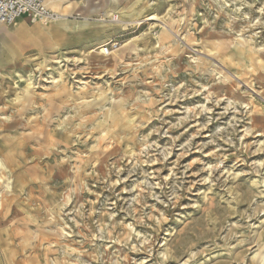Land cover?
Masks as SVG:
<instances>
[{"label":"rangeland","instance_id":"rangeland-1","mask_svg":"<svg viewBox=\"0 0 264 264\" xmlns=\"http://www.w3.org/2000/svg\"><path fill=\"white\" fill-rule=\"evenodd\" d=\"M49 6L0 23V264H264V0Z\"/></svg>","mask_w":264,"mask_h":264},{"label":"built area","instance_id":"built-area-1","mask_svg":"<svg viewBox=\"0 0 264 264\" xmlns=\"http://www.w3.org/2000/svg\"><path fill=\"white\" fill-rule=\"evenodd\" d=\"M26 17L32 25H43L58 19L60 16L54 12L48 0H0V23L11 26L18 19ZM118 19L115 18L114 21ZM117 38L99 47L103 56H110L120 49L121 42Z\"/></svg>","mask_w":264,"mask_h":264},{"label":"crops","instance_id":"crops-1","mask_svg":"<svg viewBox=\"0 0 264 264\" xmlns=\"http://www.w3.org/2000/svg\"><path fill=\"white\" fill-rule=\"evenodd\" d=\"M49 2V0H48ZM5 25V24H3ZM40 25V24H37ZM7 27H16V33L18 35H20V37L22 38L23 42H25L26 44H28L29 50H45L47 47L50 46H54L56 47L54 44H49L47 43L45 40L39 39L37 36L34 37L33 35H31V37L27 34V31H30L31 34H37L40 29L39 28H34L36 25H32L29 20L26 17H22L21 19H18L16 21L15 24L8 26ZM30 26H32L33 28H30ZM30 28V29H29ZM27 34V36H26ZM116 39V38H115ZM31 43V44H29ZM49 45V46H47ZM237 62V61H236Z\"/></svg>","mask_w":264,"mask_h":264},{"label":"bare ground","instance_id":"bare-ground-1","mask_svg":"<svg viewBox=\"0 0 264 264\" xmlns=\"http://www.w3.org/2000/svg\"><path fill=\"white\" fill-rule=\"evenodd\" d=\"M108 1H109V0H108ZM105 2H106V1H105ZM115 2H116V0H113V4H115ZM87 3H88V2H87ZM87 3H86V4H87ZM106 3H107V2H106ZM98 5H99V4H98ZM119 7H120V6H119ZM101 8H102V7H101ZM101 8H100V9H101ZM105 8H107V7H105ZM98 10H99V9H98ZM102 10H104V9H102ZM99 12H100V11H99ZM106 13H107L108 15H110V14H113V15H114V14H115V11L109 10V11H107ZM124 14H126V13H124ZM132 14H133V13H129V14H127V15H128L129 17L132 18ZM61 21H62V20H61ZM55 22H56V21H55ZM55 22H54V23H55ZM63 22H64V21H63ZM65 22H66V21H65ZM66 23H67V22H66ZM69 23L71 24L72 22H69ZM119 23H120V22H119ZM119 23H118V24H119ZM46 24H47V23H46ZM118 24H117V25H118ZM162 24H163V23H162ZM121 25H122L123 27L126 26L125 23H123V24H121ZM59 26H60V25H59ZM72 26H73V25H72ZM119 26H120V25H119ZM104 27H105V26H104ZM73 30H74V29H73ZM121 30H122V29H121ZM68 32H69V31H68ZM30 34H31V33H30ZM44 34H45V33H44ZM47 34H48V33H47ZM71 34H72V33H71ZM74 34H75V33H74ZM89 34H90V33H89ZM32 35H33V34H32ZM72 35H73V34H72ZM80 35H81V34H80ZM35 37H36V36H35ZM51 37H52V36H51ZM68 37H69V36H68ZM76 37H78V36H76ZM85 37H86V35H85ZM69 38H70V37H69ZM81 39H82V38H81ZM59 40H60V39H59ZM80 41H81V40H80ZM55 43H56V42H55ZM107 44H108V43H107ZM158 44H159V42H158ZM57 45H58V44H57ZM69 45H70V44H69ZM98 55H101V56H102V54H101L100 52L98 53ZM111 55H112V54H111ZM111 55H110V56H111ZM110 56H109V57H110ZM103 57L105 58L106 56H103ZM109 57H106L105 59H107V58H109ZM29 85H30V84H29ZM263 263H264V259H263Z\"/></svg>","mask_w":264,"mask_h":264}]
</instances>
